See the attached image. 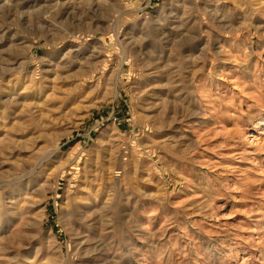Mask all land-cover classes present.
I'll return each instance as SVG.
<instances>
[{"label": "rangeland", "instance_id": "obj_1", "mask_svg": "<svg viewBox=\"0 0 264 264\" xmlns=\"http://www.w3.org/2000/svg\"><path fill=\"white\" fill-rule=\"evenodd\" d=\"M0 264H264V0H0Z\"/></svg>", "mask_w": 264, "mask_h": 264}]
</instances>
